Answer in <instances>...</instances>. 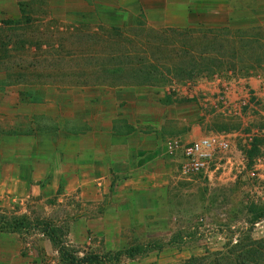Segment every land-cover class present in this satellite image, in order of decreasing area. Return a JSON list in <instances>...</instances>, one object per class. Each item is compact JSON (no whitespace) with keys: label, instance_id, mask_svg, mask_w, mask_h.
Listing matches in <instances>:
<instances>
[{"label":"rangeland","instance_id":"obj_1","mask_svg":"<svg viewBox=\"0 0 264 264\" xmlns=\"http://www.w3.org/2000/svg\"><path fill=\"white\" fill-rule=\"evenodd\" d=\"M72 6L71 0H0L2 39L6 41L9 37L11 39L15 36L23 37V32L27 31L32 32L33 38L39 41L42 35L34 32H40L39 29L42 28V31H58L57 34L60 31L69 32L74 28H89L93 31L102 23L124 24L125 20H131V16L117 8L112 15L120 19L104 18L90 23L79 21L73 18ZM8 21H11L10 24ZM135 21H142L153 28L166 24L164 21L145 16H138ZM231 22L240 25L255 23L257 24L255 26L260 27L264 38V17ZM241 29H233V37L240 39L248 35L247 31H244L246 28ZM48 58H52V63L56 64L54 57ZM72 59L74 60L70 57L66 61ZM251 61L253 62L250 63H255V67L258 65L256 57ZM241 67L239 64L237 69ZM0 71H5L0 72V82H3L0 90L6 89L5 93L16 92L17 105L30 99L24 95L28 92L24 85L10 82L6 69L0 68ZM203 73L191 81L187 79L183 81V78L175 75L167 78L174 82L167 85L172 89L178 92L190 91V98L180 100L190 103L193 109H201L203 115L201 119L204 123L202 130L177 139L180 147L175 151L178 159L176 172L181 175L179 169L183 161L182 147L197 136L227 135L231 141L230 150L220 156L207 172L181 176L174 189L147 190L143 193L139 191L137 195L124 200L114 198L116 190H110L97 200L84 199L76 191L66 190H59L57 196L48 199L38 194L27 197L0 195V216L10 219L25 217L28 223L37 220L41 222L40 226L28 225L15 232L32 257L46 256L44 248L41 249L39 243L50 240L43 232L48 225L49 229L61 238L67 249L79 257L87 254L104 255L109 251L115 252L131 246H139L140 249L149 246L147 252L142 251V254L134 258L121 256L117 264H182L192 256H203L207 250L210 252L222 250L224 245L235 244L237 239L247 234L254 239L264 238V106H262L264 101L256 98L246 101L247 105L248 102L256 103L260 109L249 107L246 109L244 107L247 105L239 103L243 96L247 97V91L243 90L245 77L236 70L211 65L207 73H204L205 75ZM250 74L258 75L257 77L261 75L263 79L264 65L258 66ZM62 76L63 80L67 81L70 75L49 74L45 75L44 79L58 77L61 80ZM25 77L33 78L32 80L36 78L28 73ZM58 79L55 80L57 83L38 89L42 91L50 89L66 95L76 87L62 84ZM9 87L11 88L8 89ZM158 87L166 86L160 84ZM238 89H242V93H238ZM224 91L227 92V96L223 95ZM10 101L13 100L6 96L0 99V136L3 135L5 138L12 130L29 133L35 126L45 129L55 124L54 115L44 113H34L32 120L24 114L8 118ZM237 101L238 111L243 110L244 116L237 114L232 107ZM247 111L251 113L247 114ZM72 124V120L68 119L67 125ZM121 206L127 207L128 210L119 212L120 215H116L111 209ZM134 207L136 209H133ZM105 215L109 219L121 217L122 222L127 225L119 243L108 242L97 235L93 236L94 230L87 231L85 228L87 223L94 225L100 223ZM248 227L252 231L244 235L242 232ZM51 244V250L55 252L52 259L56 260V264H66L60 259L58 246L52 241ZM91 264L107 263L102 261Z\"/></svg>","mask_w":264,"mask_h":264},{"label":"crops","instance_id":"obj_2","mask_svg":"<svg viewBox=\"0 0 264 264\" xmlns=\"http://www.w3.org/2000/svg\"><path fill=\"white\" fill-rule=\"evenodd\" d=\"M71 1L73 18L88 23L120 19L112 15L117 8L132 19L145 16L166 22V26L157 28H249L257 24L240 25L231 20L264 17V0ZM257 76H244L243 90L251 92L247 101H264L262 76ZM14 84L24 85L28 89L24 95L30 99L17 105L16 92L0 90V99L6 96L13 100L8 103V118L24 114L32 120L34 113H44L54 115L55 124L45 129L35 126L29 133L12 130L5 138L0 136V195L38 194L48 199L66 190L97 200L116 190L114 198L124 200L139 191L171 190L185 175L180 164L181 175L176 172L177 155L171 145L204 128L202 110L180 100L190 98V91L178 92L171 86L76 85L65 95L38 89L48 84L33 85L26 80ZM232 107L244 116L243 110L238 111V101ZM247 107L260 109L251 102ZM68 119L72 126L67 125ZM111 209L116 215L128 210L124 206ZM125 226L121 217L109 219L105 215L100 223L84 227L94 230L93 236L119 243ZM39 246L45 250L44 258L32 257L17 234L0 230V264H56L51 241H42Z\"/></svg>","mask_w":264,"mask_h":264},{"label":"trees","instance_id":"obj_3","mask_svg":"<svg viewBox=\"0 0 264 264\" xmlns=\"http://www.w3.org/2000/svg\"><path fill=\"white\" fill-rule=\"evenodd\" d=\"M135 20L137 18L125 20L124 24L102 23L93 31L74 28L57 34L58 31L54 30H40L34 32L42 35L39 41L33 38L32 32L27 31L23 32V37H9L4 41L0 32V68L6 69L8 79L13 83L26 80L33 85L54 84L58 77L46 80L44 76L59 73L70 75L69 81H64L63 76L61 80L58 79L68 86H167L174 83L167 79L170 75L191 81L197 75L207 73L211 65L236 70L243 76L264 65V38L259 26L244 29L248 35L237 39L233 37L232 30H242L239 27L189 25L153 28ZM48 56L54 57L56 64ZM70 57L74 60L66 61ZM253 57L259 61L256 67L255 63H250ZM239 64L242 67L237 69ZM27 73L34 75L35 80L26 79ZM40 223L38 220L28 223L25 217L10 219L0 216V230L12 233L28 225L40 226ZM251 231L248 227L242 233L245 235ZM43 232L58 246L60 259L66 264L102 261L117 264L121 256L134 258L142 251L147 252L149 247L146 245L140 249L139 246H131L104 255L79 257L67 249L61 238L49 229V225ZM182 264H264V238L254 239L247 234L237 239L235 244L224 245L222 250L216 252L207 250L203 256H192Z\"/></svg>","mask_w":264,"mask_h":264},{"label":"built area","instance_id":"obj_4","mask_svg":"<svg viewBox=\"0 0 264 264\" xmlns=\"http://www.w3.org/2000/svg\"><path fill=\"white\" fill-rule=\"evenodd\" d=\"M264 92V77L260 86ZM244 90H246L244 88ZM240 93V91H237ZM223 95L227 96L224 91ZM251 94L247 91V98ZM227 98V97H226ZM247 98L240 99L239 103L246 105ZM173 150H177L180 145L175 141L171 145ZM231 148V141L227 135L209 134L194 138L189 144L182 147V172L184 174H199L210 170L212 164Z\"/></svg>","mask_w":264,"mask_h":264}]
</instances>
